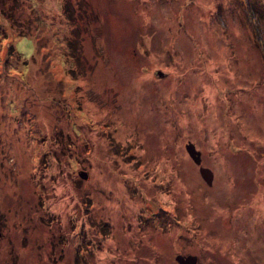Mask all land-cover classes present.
I'll return each mask as SVG.
<instances>
[{
    "label": "rangeland",
    "instance_id": "rangeland-1",
    "mask_svg": "<svg viewBox=\"0 0 264 264\" xmlns=\"http://www.w3.org/2000/svg\"><path fill=\"white\" fill-rule=\"evenodd\" d=\"M0 232V264H264V0H0Z\"/></svg>",
    "mask_w": 264,
    "mask_h": 264
},
{
    "label": "water",
    "instance_id": "water-1",
    "mask_svg": "<svg viewBox=\"0 0 264 264\" xmlns=\"http://www.w3.org/2000/svg\"><path fill=\"white\" fill-rule=\"evenodd\" d=\"M186 149L190 155V157L193 158V160L195 161L196 164H200V151L196 150L195 146L193 143H188L186 145ZM199 172L200 174L203 176V178L208 182V183H211L212 182V178H213V175H212V171L207 168V167H200L199 169ZM83 177H86V174H82ZM1 233V232H0ZM182 257H178V259L180 260H195L196 257H193V256H190V257H186V259H181Z\"/></svg>",
    "mask_w": 264,
    "mask_h": 264
},
{
    "label": "flooded vegetation",
    "instance_id": "flooded-vegetation-1",
    "mask_svg": "<svg viewBox=\"0 0 264 264\" xmlns=\"http://www.w3.org/2000/svg\"><path fill=\"white\" fill-rule=\"evenodd\" d=\"M201 155V154H200ZM192 158V157H191ZM193 159V158H192ZM201 160H202V158L200 157V164H197L198 165V167H199V169H200V167H202L203 165H201ZM194 161V160H193ZM194 163H195V161H194ZM196 164V163H195ZM204 167V166H203ZM212 175H213V173H212ZM178 255H180V256H178V257H181V255L182 256H184V257H186L187 255H183V254H178ZM188 255H190V254H188ZM201 256V255H200ZM199 255H196V259L195 260H180V259H178V257L176 256L175 257V263H173V264H216V263H213V262H209V261H206V260H204V259H201L202 257H200ZM181 259H184V258H181Z\"/></svg>",
    "mask_w": 264,
    "mask_h": 264
}]
</instances>
